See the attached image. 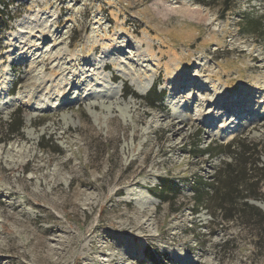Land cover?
Wrapping results in <instances>:
<instances>
[{
  "label": "rangeland",
  "instance_id": "1",
  "mask_svg": "<svg viewBox=\"0 0 264 264\" xmlns=\"http://www.w3.org/2000/svg\"><path fill=\"white\" fill-rule=\"evenodd\" d=\"M3 1L0 264H264V0Z\"/></svg>",
  "mask_w": 264,
  "mask_h": 264
},
{
  "label": "trees",
  "instance_id": "2",
  "mask_svg": "<svg viewBox=\"0 0 264 264\" xmlns=\"http://www.w3.org/2000/svg\"><path fill=\"white\" fill-rule=\"evenodd\" d=\"M2 3L3 8H0V17L5 18L8 16V19L12 20L13 16L10 15V11H8V4H6L3 0L0 1V4ZM147 99L151 100L152 102H157V101H162V96L157 92V87H154L148 96L146 97ZM18 118L12 117L10 122L6 123V129L9 134H18L20 133L21 129L24 127L22 120H20V115H18ZM43 146V145H42ZM228 147H231L229 145ZM45 148V146H43ZM214 147H210L204 150H199V153H196V155L199 154H210L211 156L215 155L214 152ZM223 152V151H221ZM219 154V153H218ZM228 166H232V164H228ZM252 172V173H251ZM255 172V173H253ZM234 174L240 178L234 180ZM252 174V175H251ZM253 178H260V180H264V165L262 167H255L250 169V174L248 169H244L240 165V169H233L231 168L229 171L224 172V173H219L217 176L218 179V187H215L214 184L212 185L211 190H213V195L212 197L214 201L220 203V202H225L226 200H234V199H246L250 198L251 195H244L243 193L249 192L250 189L246 187L245 189H239L238 183H244L247 184L249 180H252ZM216 182V184H217ZM196 183L199 186L193 187L195 191V201L197 205H203L204 204V199L206 196L210 194V191H206L207 189V183H203L202 179H199L196 181ZM211 186L210 184L208 187ZM157 193L154 196L161 199L162 202H167L170 197L173 199L177 198V196L180 193V187L178 186L177 183H174V181H169L167 179H161V184L156 189ZM150 193L153 192V190H149ZM169 199H168V197ZM248 205V204H247ZM251 209H255L258 211L257 215H262L264 217V214L262 211L259 210V208L249 206ZM208 208V207H207ZM218 208H224L221 204V207Z\"/></svg>",
  "mask_w": 264,
  "mask_h": 264
},
{
  "label": "bare ground",
  "instance_id": "3",
  "mask_svg": "<svg viewBox=\"0 0 264 264\" xmlns=\"http://www.w3.org/2000/svg\"><path fill=\"white\" fill-rule=\"evenodd\" d=\"M127 77H128V76H127ZM128 79L131 81L132 84H134V83H133V78L128 77ZM139 92H145V91H144L143 89H139Z\"/></svg>",
  "mask_w": 264,
  "mask_h": 264
}]
</instances>
